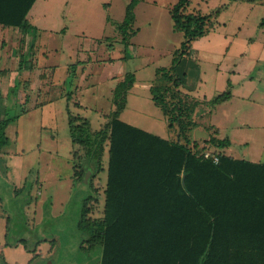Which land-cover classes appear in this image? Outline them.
<instances>
[{
	"label": "rangeland",
	"instance_id": "1",
	"mask_svg": "<svg viewBox=\"0 0 264 264\" xmlns=\"http://www.w3.org/2000/svg\"><path fill=\"white\" fill-rule=\"evenodd\" d=\"M128 1L57 0L41 21L29 22L34 27L28 34L0 29V74H9L5 86V74L0 75V89L9 87L7 94L0 92V117L13 119L34 105H46L26 112L7 127L8 145L0 155V215L9 222L5 229V221L0 220V244L5 241L8 246L0 264H28L34 256L31 264L99 262L100 247L87 248V237L80 233L78 223L89 197L86 217L90 221L102 217L107 146L100 170L81 167L84 151L71 142L68 112L85 118L92 133L103 129L115 110L113 91L130 74L134 83L145 87L128 90L120 119L162 138L171 134L149 88L157 83L156 69L168 67L184 41L169 15L178 0H140L133 25L138 32L125 48L116 24L122 22ZM217 9L221 12L212 21L213 28L194 41L191 49L190 61L208 77L211 59L227 46L224 39L233 38L239 28L242 35H251L264 15V6L231 0H189L186 12L206 15ZM31 82L33 90L27 92ZM207 90L212 95L214 90L222 93L210 82ZM223 110L198 120L203 126L221 125L220 138H224L223 115L227 113ZM244 147L238 146L233 154L242 157L238 153L258 149L251 144L242 151ZM210 150L218 152L212 147L206 151ZM82 168L78 180L73 174Z\"/></svg>",
	"mask_w": 264,
	"mask_h": 264
},
{
	"label": "trees",
	"instance_id": "2",
	"mask_svg": "<svg viewBox=\"0 0 264 264\" xmlns=\"http://www.w3.org/2000/svg\"><path fill=\"white\" fill-rule=\"evenodd\" d=\"M139 2L129 0L122 22L116 24L125 48L138 32L133 25ZM32 4L17 15L10 13L12 7L0 6V26L28 34L33 27L26 15ZM188 6L189 0H178L169 10L173 28L182 33L184 41L170 65L156 69L157 83L149 88L153 104L162 111L168 130L176 133L175 139L120 119L127 92L135 82L130 74L113 91L115 110L103 129L92 133L85 118L68 112L71 142L84 151L81 167L100 170L107 146L102 217L94 221L86 217L89 197L78 223L80 233L87 237V248L100 247L98 264H264V164L223 153L214 164L202 153L209 147L224 149L229 141L210 135L200 146L188 136L199 102L179 90L185 76H179L178 69L189 56L191 44L210 32L221 12L187 13ZM229 98L225 92L207 105L213 107ZM18 117L0 119V155L9 141L6 129ZM73 175L80 180L83 168ZM92 177L94 173L91 187ZM2 249L0 259L4 260Z\"/></svg>",
	"mask_w": 264,
	"mask_h": 264
},
{
	"label": "crops",
	"instance_id": "3",
	"mask_svg": "<svg viewBox=\"0 0 264 264\" xmlns=\"http://www.w3.org/2000/svg\"><path fill=\"white\" fill-rule=\"evenodd\" d=\"M57 0H0V6H10V13L12 15H17L23 9V7L28 3H33L32 7L29 9L26 15L28 22L32 21L39 22L44 17L46 9H49L51 5L55 4ZM248 3V2H246ZM251 5H261L264 6L262 2L249 3ZM264 12V10L262 11ZM264 17V15H263ZM259 21V29L252 32L251 35L244 36L241 34V29L239 28L237 33L233 35V38L229 39L225 36L224 39L225 50L224 53L216 54L215 58L211 59L212 75L208 77L205 70H202L198 64H193L191 59V50L189 51V56L184 58L178 69L179 76H185L183 79L184 85L180 87L181 92L187 94L194 100L199 102L196 108L193 120L195 126L192 131L188 134L189 139L196 141L203 146V141L207 140L210 135L222 140L227 139L229 141L228 147L217 150V154L223 153L228 157H232L238 160H244L255 164H264V18ZM17 18V17H8ZM34 27L32 24H30ZM243 25V24H241ZM2 31H8L10 33H16L17 29L5 28L0 26ZM203 38V37H202ZM229 42L227 43V41ZM231 40V41H230ZM191 49L192 44H191ZM198 52V51H197ZM201 58V57H200ZM195 59H199L196 57ZM2 72L0 75H4ZM8 73L4 75V79L7 84ZM207 82L213 85V87L218 89V92H229L230 98L221 104L214 105L210 107L207 105L209 101L215 97L221 95L222 93L216 94L214 90L213 93L207 90ZM18 83V81H17ZM133 87L143 89L144 85L134 83ZM8 88L4 90V87L0 89V92L4 91L5 94L8 93ZM33 90V84L30 83V87L27 92ZM23 93L19 90V94ZM197 93L196 95H193ZM216 94V95H215ZM6 97V96H5ZM4 97V98H5ZM46 105L42 107H31L30 110L43 109ZM218 109H224L227 111L224 113V138H220L222 133V126L210 124L208 126H203L199 124V119L205 115H212V113H217ZM27 109L22 111L19 116H24L28 114ZM20 118V117H19ZM0 119H2L0 117ZM129 124V123H128ZM131 125V124H130ZM6 129V135H7ZM248 132L247 136H243V133ZM169 137L165 139H172L175 132H170ZM254 134H259L255 136ZM16 138V137H15ZM244 144V148L241 150H246L250 148L253 144L258 147L256 151H246L238 153L239 156L233 154L238 146ZM261 146V148H260ZM211 151V150H210ZM214 152V151H211ZM235 156V157H234ZM3 215H0V220L5 221V229L8 227L9 219H3ZM7 231H5L4 239H6ZM5 241L0 244L3 247L2 253L4 256ZM25 249V247H24Z\"/></svg>",
	"mask_w": 264,
	"mask_h": 264
},
{
	"label": "built area",
	"instance_id": "4",
	"mask_svg": "<svg viewBox=\"0 0 264 264\" xmlns=\"http://www.w3.org/2000/svg\"><path fill=\"white\" fill-rule=\"evenodd\" d=\"M202 157L205 160H209L214 164H218V162H219V154H217L215 152H211V151L203 152Z\"/></svg>",
	"mask_w": 264,
	"mask_h": 264
}]
</instances>
